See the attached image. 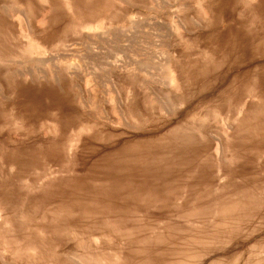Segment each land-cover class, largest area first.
Returning a JSON list of instances; mask_svg holds the SVG:
<instances>
[{
	"label": "rangeland",
	"instance_id": "obj_1",
	"mask_svg": "<svg viewBox=\"0 0 264 264\" xmlns=\"http://www.w3.org/2000/svg\"><path fill=\"white\" fill-rule=\"evenodd\" d=\"M0 264H264V0H0Z\"/></svg>",
	"mask_w": 264,
	"mask_h": 264
},
{
	"label": "bare ground",
	"instance_id": "obj_2",
	"mask_svg": "<svg viewBox=\"0 0 264 264\" xmlns=\"http://www.w3.org/2000/svg\"><path fill=\"white\" fill-rule=\"evenodd\" d=\"M172 72H173V71H172ZM170 73H171V72H170ZM171 78L173 79V82L176 81L175 75H174L173 73L171 74ZM172 79H171V80H172Z\"/></svg>",
	"mask_w": 264,
	"mask_h": 264
}]
</instances>
